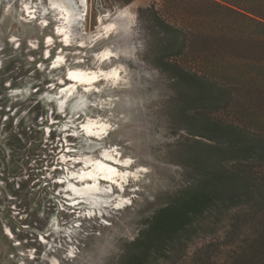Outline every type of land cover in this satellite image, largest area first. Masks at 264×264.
<instances>
[{
    "label": "rangeland",
    "instance_id": "1",
    "mask_svg": "<svg viewBox=\"0 0 264 264\" xmlns=\"http://www.w3.org/2000/svg\"><path fill=\"white\" fill-rule=\"evenodd\" d=\"M257 1L247 10L264 17V0ZM63 3L64 19L47 0H0V113L9 116L0 117V264H118L144 223L195 175L190 159L210 142L188 132L192 123L209 118L264 138V83L221 76L227 69L242 72L258 54L251 44L222 36L213 4L87 0L74 11ZM152 8L187 36L183 54L170 60L229 86L228 106L186 105L182 86L150 61L149 47L158 52L167 44L150 23ZM105 51L111 54L106 61ZM74 69H116L118 77L79 86L66 78ZM88 122L107 128L87 132ZM53 125L68 151L54 148L40 131ZM103 150L115 160L103 158ZM97 160L126 174L100 179L109 196L125 199L120 208L118 196L101 207L73 204L60 182L71 173L91 180ZM217 163L251 173L264 188V163ZM165 247L143 264H264V201L198 215Z\"/></svg>",
    "mask_w": 264,
    "mask_h": 264
},
{
    "label": "trees",
    "instance_id": "2",
    "mask_svg": "<svg viewBox=\"0 0 264 264\" xmlns=\"http://www.w3.org/2000/svg\"><path fill=\"white\" fill-rule=\"evenodd\" d=\"M130 1V0H129ZM218 9L219 31L224 38L240 44H251L258 54L243 71L221 72L226 79L244 75L264 83V17L249 10L260 4L257 0H205ZM247 7V8H246ZM150 23L167 44L158 52L149 47L150 61L169 75L185 91L186 105L201 103L204 107H226L232 90L198 72L186 69L170 60L182 55L186 48L185 32L166 22L156 10L149 9ZM249 67L250 69H246ZM183 114V110H182ZM190 134L205 138L210 143L195 151L188 166L195 170L191 182L171 198L144 223V228L132 240L118 264H143L151 254L162 252L192 220L212 210L228 211L238 206H255L264 201V188L256 177L240 169L229 168L218 160L236 158L264 163V138L250 135L232 124L204 118L191 124Z\"/></svg>",
    "mask_w": 264,
    "mask_h": 264
},
{
    "label": "bare ground",
    "instance_id": "3",
    "mask_svg": "<svg viewBox=\"0 0 264 264\" xmlns=\"http://www.w3.org/2000/svg\"><path fill=\"white\" fill-rule=\"evenodd\" d=\"M47 3L49 4V8L51 10L58 11V13L61 14L62 18L64 19V15L67 12V9L65 8L63 0H47ZM53 5H55V7H53ZM29 8L30 7L26 3L25 4L26 11L29 13H32L33 10ZM61 29L62 28L58 27V32H61ZM50 41H51V38L48 37L47 43L49 44ZM108 54H109L108 51H105L102 53L104 57ZM69 73L76 76V79L75 80L70 79ZM117 77H118V72L116 69H113L108 72L107 71H86V70L74 69V70L68 71L66 78L69 82H73L75 84H78L79 86L81 85L90 86V85H93L99 82L101 79H107V80L113 79L114 80ZM61 105L62 104H60V106ZM85 128L87 132L97 133V132L106 130L107 125L106 123H100L97 125L96 122H88ZM101 154L103 158H109L111 160H115L113 154L108 152L107 150H103ZM128 161H129L128 159L124 160L125 163H128ZM111 163H108L107 161H104V160L94 161L91 165L92 167L88 174L91 180H85L83 174L71 173L65 176L63 180L60 181V182H63L64 190L68 192V196L70 197V199L74 200L72 201L73 204H76V202L78 201H82L85 204H89L94 207H101L104 203H107L114 196H118L119 198L116 204L122 205L125 202V199L121 197V195L119 194L118 195L114 194V195L109 196L107 194L108 190L105 187L100 185V179L108 182V181H113V180L116 181L117 178L120 180H124L126 178V174L118 172L117 165L115 167L114 164H111ZM67 178L68 179L71 178L72 181H69V180L65 181Z\"/></svg>",
    "mask_w": 264,
    "mask_h": 264
},
{
    "label": "snow or ice",
    "instance_id": "4",
    "mask_svg": "<svg viewBox=\"0 0 264 264\" xmlns=\"http://www.w3.org/2000/svg\"><path fill=\"white\" fill-rule=\"evenodd\" d=\"M67 3H69L73 7L74 11H78L81 4H84V5L87 4V0H67ZM53 7H55V5H53ZM98 7H99V9L101 11L103 10V5L102 4L99 5ZM85 16H86V13H85ZM94 22H99V21L94 17ZM17 47H19V45H17ZM110 56H111L110 53L108 55H106L104 57L105 61L107 59H109ZM81 63H83V61H81ZM105 66H107V65H105ZM52 67L55 69L58 66L56 64H53ZM60 70L63 71L62 68ZM41 74L42 75L44 74V70L43 69L41 70ZM69 78L72 79V80H75L76 76H74L73 74L69 73ZM45 83H46V81H41V89L40 90H43V86L45 85ZM63 83H64V81H61V85H63ZM0 117H2L3 120H8L9 119V116L3 115L2 113H0ZM14 118L15 117L13 115V119ZM46 123H47V121H46ZM40 131L48 133L49 138L54 142L53 143V147L54 148H56L58 150L68 151V149L62 147V145L65 143V140L62 138V134L57 131L55 125H53L50 128H46V129L42 128V129H40ZM68 139H72V137H68ZM41 160H42V162L43 161H47L48 157H42ZM128 163L131 164L132 162L128 161ZM54 174H59V170H54ZM124 191H125V194H127V188H125ZM128 203H131V201H128ZM116 207L120 208L121 205L117 204ZM68 214L71 215V213H68ZM29 230L30 229L27 226L24 228V231H29ZM0 231H3L2 227H0ZM17 231H20V229H17L15 227L12 228V232H17ZM11 234L12 233L10 232L9 235H11ZM41 239H43V238H41ZM16 242L19 243L20 241L17 240Z\"/></svg>",
    "mask_w": 264,
    "mask_h": 264
}]
</instances>
